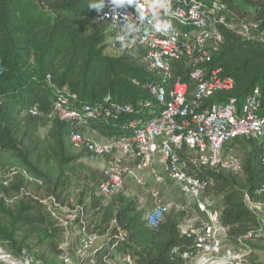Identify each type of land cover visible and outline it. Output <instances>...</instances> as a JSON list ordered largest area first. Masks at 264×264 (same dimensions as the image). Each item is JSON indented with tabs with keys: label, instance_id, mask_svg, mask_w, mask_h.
Returning a JSON list of instances; mask_svg holds the SVG:
<instances>
[{
	"label": "built area",
	"instance_id": "built-area-1",
	"mask_svg": "<svg viewBox=\"0 0 264 264\" xmlns=\"http://www.w3.org/2000/svg\"><path fill=\"white\" fill-rule=\"evenodd\" d=\"M97 1L96 21H107L115 35L108 48L121 54L136 46L144 48V61L156 78L145 82L148 96L134 105L113 100L80 107L76 104L79 96L65 88L56 97L54 116L71 124L69 139L76 151L86 153L83 159L106 164L105 179L98 185L101 195L111 197L122 191L128 179L145 185L146 178L151 177L163 184L167 176L178 185L182 196L195 206L194 214L178 225L181 234L192 240V248L181 255L187 264H249L254 251L250 243L264 240V200L244 193V201L256 211L259 225L229 244L230 228L221 221L223 210L209 196L214 181L201 174L210 169L242 175L243 160L230 141L257 138L264 142V96L259 88L243 101H211L217 93L235 86L234 78L216 64L225 43L224 29L264 45V22L234 14L222 0ZM133 82L140 81L135 78ZM30 111L39 112L36 106ZM94 121L115 122L120 133L101 135L92 127ZM261 161L264 167V149ZM18 174L15 168L0 169V182L10 187ZM25 176L33 180L27 173ZM255 193L264 194V182ZM150 194L152 207L145 212V222L153 229L172 204L164 201L156 186L150 188ZM0 197L10 204L21 199L40 203L68 236L80 222L83 238L79 253H87L98 240L96 233L87 232V209L83 205L66 204L55 194L30 185L19 186L13 196L2 192ZM111 224L109 253L129 237L115 220ZM178 251V247L173 249ZM23 256L19 257L31 261ZM65 260L71 259L66 256ZM116 264L139 263L134 254L123 253Z\"/></svg>",
	"mask_w": 264,
	"mask_h": 264
},
{
	"label": "trees",
	"instance_id": "trees-1",
	"mask_svg": "<svg viewBox=\"0 0 264 264\" xmlns=\"http://www.w3.org/2000/svg\"><path fill=\"white\" fill-rule=\"evenodd\" d=\"M222 1L240 17L253 9L251 18L264 22V0ZM97 5V0H0V169L19 170L10 187L0 182V193L13 196L19 186L30 185L61 199L81 171L86 178L102 175L98 184L103 180L102 173L83 161L86 153L73 147L68 136L71 124L53 114L56 97L65 88L79 96L80 107L113 100L134 105L148 96L145 82L156 75L144 61L145 49L136 46L119 56L109 55L106 49L115 35L107 21H96ZM224 35L216 64L234 78L235 86L211 101H243L255 88L264 96V45L248 42L230 29H224ZM34 106L37 114L30 111ZM40 127H47L45 136ZM92 127L104 135L120 133L115 122L94 121ZM231 145L244 152L251 146L242 158L245 177L210 169L201 175L214 181L212 191L222 199V224L230 228L228 237L236 239L259 225L244 193L264 200V194L255 193L264 182V142L235 138ZM91 195L93 205L102 209V220L108 224L115 220L129 233L108 257L132 253L139 264H187L181 255L192 248V240L178 227L184 212L169 211L150 229L135 198L120 191L103 204L102 197ZM60 229L40 203L21 199L10 204L0 197V245L12 256L33 251Z\"/></svg>",
	"mask_w": 264,
	"mask_h": 264
},
{
	"label": "rangeland",
	"instance_id": "rangeland-1",
	"mask_svg": "<svg viewBox=\"0 0 264 264\" xmlns=\"http://www.w3.org/2000/svg\"><path fill=\"white\" fill-rule=\"evenodd\" d=\"M248 10L251 14L246 17H253L254 15L252 14H254L255 11L250 8H248ZM106 52L112 56L121 55V52L112 48H107ZM39 131L42 136H45L47 127H40ZM90 134L93 133L90 132ZM94 136L99 138V135L97 134ZM232 148L241 158H244L245 152L247 153L251 150V146L246 147L245 152L238 146H232ZM83 161L88 163L89 166L96 169L99 173H102L104 175L103 179H105L103 168L106 164L100 160L91 162L90 160L83 159ZM85 176L86 172L82 171L79 176H74L71 184L64 191L61 199L66 204H79L86 207L87 210L85 220L87 223V232L96 233L98 235V240L95 245L87 253H79L78 250L80 247V241L83 238L81 224L79 222L75 224L69 236L60 229L54 236L46 238L44 242L38 245L33 251L24 253V256L22 255L23 257H29V260L31 259V261L23 260L19 256H12L11 254L5 252L0 245V261L7 264H116L117 257L119 255L107 257L108 261L105 260L106 256L104 255L108 254L110 250L109 245L113 240V225L111 223H105L102 220V209L99 205H93V196L91 194L94 193L96 196H100L99 199L102 197L103 204H107L110 197L101 195L98 190V182L100 181L102 175L98 178H92L90 176L86 178ZM239 176L245 177L244 173ZM146 182L147 184L140 185L132 179H128L121 192L125 193L127 196L135 198L137 203L140 204V206H143V210H146L145 212H147L152 207L150 188L156 186L160 189L164 201L172 204L170 212H184L185 217H191L194 214L195 206L193 203L182 196L178 185L175 184L174 181L167 178V176L163 184H157L151 177H147ZM83 190L85 191L82 192ZM209 196L213 204L217 208H221V197L216 196L212 190L210 191ZM227 243L234 244V239L229 237ZM258 243L261 242L250 243L253 250L256 248L258 251H256V253L252 252L249 256V260L253 258L258 260V264H264L262 263L264 261V245H260ZM66 256H69L71 260L67 262L65 260ZM93 261L96 263H93Z\"/></svg>",
	"mask_w": 264,
	"mask_h": 264
},
{
	"label": "crops",
	"instance_id": "crops-1",
	"mask_svg": "<svg viewBox=\"0 0 264 264\" xmlns=\"http://www.w3.org/2000/svg\"><path fill=\"white\" fill-rule=\"evenodd\" d=\"M261 243H258V244H260V245H264V244H262V243H264V241H260ZM260 250V249H259ZM256 251H258V249H254V251L253 252H255L256 253ZM258 260H256V259H250L249 260V264H258V262H257ZM262 263H264V261L262 262Z\"/></svg>",
	"mask_w": 264,
	"mask_h": 264
}]
</instances>
